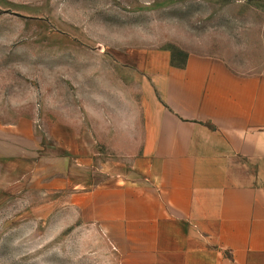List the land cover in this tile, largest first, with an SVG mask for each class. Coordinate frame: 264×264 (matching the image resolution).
Returning a JSON list of instances; mask_svg holds the SVG:
<instances>
[{"label": "crops", "instance_id": "1", "mask_svg": "<svg viewBox=\"0 0 264 264\" xmlns=\"http://www.w3.org/2000/svg\"><path fill=\"white\" fill-rule=\"evenodd\" d=\"M141 82L134 126L64 120L39 145L33 127L13 129L120 264H264V71L198 53L173 65L165 54Z\"/></svg>", "mask_w": 264, "mask_h": 264}, {"label": "rangeland", "instance_id": "2", "mask_svg": "<svg viewBox=\"0 0 264 264\" xmlns=\"http://www.w3.org/2000/svg\"><path fill=\"white\" fill-rule=\"evenodd\" d=\"M189 53L264 71V1L0 0V264H120L13 126L33 127L38 145L64 120L134 126L146 68Z\"/></svg>", "mask_w": 264, "mask_h": 264}, {"label": "trees", "instance_id": "3", "mask_svg": "<svg viewBox=\"0 0 264 264\" xmlns=\"http://www.w3.org/2000/svg\"><path fill=\"white\" fill-rule=\"evenodd\" d=\"M186 58L187 57H185L182 61H177L176 59H175V57L174 56H172L171 57V62L173 63V65H184L185 64V61H186Z\"/></svg>", "mask_w": 264, "mask_h": 264}]
</instances>
